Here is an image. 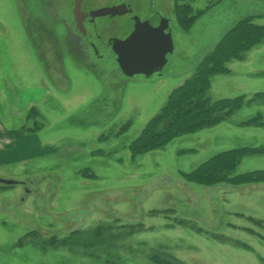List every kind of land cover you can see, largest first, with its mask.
<instances>
[{
    "label": "rangeland",
    "instance_id": "obj_1",
    "mask_svg": "<svg viewBox=\"0 0 264 264\" xmlns=\"http://www.w3.org/2000/svg\"><path fill=\"white\" fill-rule=\"evenodd\" d=\"M158 1L172 50L159 74L129 79L106 49L86 50L85 64L69 53L40 0H0V178L17 181L0 184V264H264V180L183 178L244 146L259 151L229 174L264 170V39L210 77V98L242 95L240 106L163 147L129 149L221 35L239 19L264 27V0H184L199 13L189 26ZM68 2L52 0L59 19Z\"/></svg>",
    "mask_w": 264,
    "mask_h": 264
},
{
    "label": "trees",
    "instance_id": "obj_2",
    "mask_svg": "<svg viewBox=\"0 0 264 264\" xmlns=\"http://www.w3.org/2000/svg\"><path fill=\"white\" fill-rule=\"evenodd\" d=\"M174 2V13L177 14L179 22L184 26L192 24L199 13H191L190 4L184 0H174ZM261 39H264L263 26H255L249 20L239 19L222 35L216 45L199 59L190 75L170 91L158 112L130 142V157L163 147L177 135L210 127L221 121L235 107L240 106L242 95L231 98H210L207 95L210 77L225 70V62L238 56L240 50L251 47ZM31 111L35 112L34 107ZM255 150L259 151L258 148L244 146L220 151L191 171L185 172L183 178L201 185L222 182L241 185L264 180V170L229 174L239 157ZM0 184L4 187L10 186L1 182Z\"/></svg>",
    "mask_w": 264,
    "mask_h": 264
},
{
    "label": "flooded vegetation",
    "instance_id": "obj_3",
    "mask_svg": "<svg viewBox=\"0 0 264 264\" xmlns=\"http://www.w3.org/2000/svg\"><path fill=\"white\" fill-rule=\"evenodd\" d=\"M40 1L41 5H44V8L46 9V15L44 16L48 19V16L51 15V18H49L50 20L48 21H51L52 23H48L50 24V27H46V30H50L49 32L56 35L59 41L65 43L66 47H68L69 53L71 52L72 54H77L76 56L81 58L84 64L88 60L85 54L86 50H90L91 54L95 56V58L101 59L103 57L101 48L108 50L112 55L114 54V58L116 60V55L109 44V39L112 37L118 39L125 38L133 29L135 17H138L140 20H146L152 15L159 14L161 16L160 31L161 29L163 30V27H165L164 25L166 24L163 20L167 19L166 15L161 12L158 0H110L109 2H105L101 5H97L95 1L94 3L90 0H82L78 12L81 18L79 23L77 22L74 13L75 0H69L70 2L65 5V9L68 10L69 18L63 17L61 19H59V11L57 9L58 6L56 7V5H53L52 0ZM174 3L175 2L173 0V8H171L172 13H174ZM118 4H124L128 11L124 14H116L114 16H92L90 14V12L97 8ZM146 6L151 9L146 10ZM35 16L39 17L38 13L35 14ZM35 16L33 18H35ZM168 23L167 19V24ZM112 24H115L116 26L114 27V31L104 38L101 33L103 31V27L107 25L110 26ZM168 31L170 33L169 27ZM157 73L159 74L160 72ZM125 76L129 79L133 77L127 75Z\"/></svg>",
    "mask_w": 264,
    "mask_h": 264
},
{
    "label": "water",
    "instance_id": "obj_4",
    "mask_svg": "<svg viewBox=\"0 0 264 264\" xmlns=\"http://www.w3.org/2000/svg\"><path fill=\"white\" fill-rule=\"evenodd\" d=\"M81 1L75 0L74 3V13L78 23L81 20L78 14ZM127 11L124 4H118L97 8L90 14L92 16H114L124 14ZM163 21L166 24L160 31L161 16L159 14L152 15L146 20L135 17L133 29L125 38L112 37L109 39V44L116 55V62L123 74L127 76L134 74L150 76L161 71L167 61V54L172 50L167 19ZM0 182L14 184L17 181L0 178Z\"/></svg>",
    "mask_w": 264,
    "mask_h": 264
},
{
    "label": "crops",
    "instance_id": "obj_5",
    "mask_svg": "<svg viewBox=\"0 0 264 264\" xmlns=\"http://www.w3.org/2000/svg\"><path fill=\"white\" fill-rule=\"evenodd\" d=\"M221 36H222V35H221ZM9 136H10V135H8V139H9V140H12L11 137H9ZM4 138H7V137L4 136ZM4 138H3V140H4ZM9 140L6 139V142L8 141L7 144H10ZM6 142H4V143H6Z\"/></svg>",
    "mask_w": 264,
    "mask_h": 264
}]
</instances>
